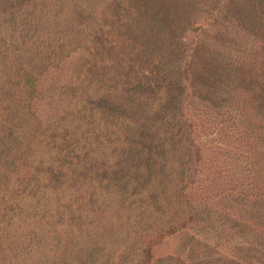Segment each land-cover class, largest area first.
<instances>
[{"label":"rangeland","instance_id":"obj_1","mask_svg":"<svg viewBox=\"0 0 264 264\" xmlns=\"http://www.w3.org/2000/svg\"><path fill=\"white\" fill-rule=\"evenodd\" d=\"M237 1L259 8L260 19L245 15L233 30L243 32L246 23L253 25L255 30L246 31L241 39L264 46V0H211L209 4L219 2L235 14L240 12ZM205 5V0L192 5L190 0H171L169 7L166 0H0V173L7 169L0 174V264L121 261L113 253L123 246L114 227L108 232L109 225L102 224H81L76 229L66 222L57 226L63 206L64 221L72 222L78 215L68 214L70 198L57 189L59 182L68 183L62 180L64 172L57 176L58 183L33 173L48 165L61 169L64 162L75 168L72 165L82 153L85 158L80 161L88 160V165L96 156L98 162L108 158L109 98H102L109 95V82L110 86L118 83L123 101L131 108L127 113L113 111L121 118L116 116V123L144 117L152 110L145 126L155 124L154 147L140 155L141 160L152 153L159 157L155 163H145L144 182L156 169L171 166V173L175 168L162 184L168 188L167 209L152 213L151 225L143 219L142 233L166 221L175 227L144 243L151 264H264V102L260 95L238 96V78L249 89L255 83L246 75L237 77V70L228 65L234 61L233 52L193 55L196 44L201 48L214 44L217 49L212 30L221 29L215 25L207 31L210 20L203 13ZM159 7L169 12L172 8L177 28H168L165 11L166 18H156ZM186 54L193 56L191 73L206 68L202 73L206 83L210 74L216 76L207 83L209 92L192 94L179 109V98L188 93L179 86L183 84L180 63ZM246 58L256 65L257 59ZM226 65L227 70L222 69ZM112 69L118 70V79L110 75ZM140 81L143 86L152 81L160 87V103L165 106L155 100L161 96L157 88L145 99L135 97ZM164 125L172 137L162 130ZM188 171L187 207L185 215L178 216L180 209L177 212L169 191L179 197L176 187L185 182ZM86 172L94 177L88 178L89 187L97 186L96 195L104 197L94 206L109 207L113 191L119 188L105 186L106 174ZM86 192H80L81 197L72 195L82 210ZM53 201L61 207L52 209ZM50 205L47 218L54 227L36 224L43 218L36 216L37 211ZM131 205L124 204L125 214ZM85 215L86 210L79 214L81 223Z\"/></svg>","mask_w":264,"mask_h":264},{"label":"trees","instance_id":"obj_2","mask_svg":"<svg viewBox=\"0 0 264 264\" xmlns=\"http://www.w3.org/2000/svg\"><path fill=\"white\" fill-rule=\"evenodd\" d=\"M170 1L171 0H166V4L169 7L170 6ZM196 0H190V4L192 5ZM206 4L205 9L203 13H206L208 15V19L210 20L209 23L207 24V31L211 29L212 26L217 25L216 27H220L221 30H212L214 33V40L217 41V49L213 48L214 44H203L204 48H201L199 45L196 44L195 48L193 47V55H197V53H204L205 55L209 56L212 53L215 52H224V50L231 51L233 52V59L234 61L231 62L228 65H231V67L234 70H237L238 74L236 73L237 77L239 75H246L248 79H251L254 81V85L249 87H245V85L241 84V80L238 78L237 79V87L238 90H241L238 93L239 95H260V100L264 102V46H260L259 44L255 43L252 41V39L246 38L241 39L246 31H254V26L247 24V29L243 30V32L238 31V30H233L234 26L238 24L241 20L242 17L245 15H256L258 19H260V12L259 8L255 7L256 9H253L250 7L247 2H242V1H237L240 12L232 14L229 12L228 7L225 6L222 7L219 2L214 5V4H209L211 0H205ZM175 2V1H173ZM172 2V3H173ZM236 1L234 2V4ZM178 4V3H176ZM233 4V5H234ZM212 5V6H211ZM208 9V11H207ZM148 11V10H146ZM164 11L165 14H167L168 18L164 16ZM164 10L163 8L159 7L158 8V15H156V18L165 17L166 19H169V25L168 28L174 29L177 28V24L173 22L175 20V17L172 15V8L170 7V12ZM221 13L222 17L220 18L218 16V13ZM233 12V11H232ZM171 13V14H170ZM228 15V18H226L225 15ZM242 15V16H241ZM211 16V18H210ZM180 16H178L179 18ZM214 19L213 21L211 19ZM171 19V20H170ZM263 19V18H261ZM250 20V18H249ZM223 22V23H221ZM189 30V28H188ZM206 37V34L204 35ZM246 36V35H245ZM264 36V35H263ZM252 57L253 59H257L256 65H250L246 57ZM193 56L191 55H184V60L180 63L182 64L181 67V76L183 84H179V86L182 88V91H188L187 95L185 94L183 97L179 98V109L182 106V102H184L185 98H193L192 94H196V96L199 95L202 96V94H206L209 92V85L207 84L208 81H210L214 76H216V73H212L209 75L210 79H207V83L204 82V76L203 72L206 70L204 69L203 72L196 74L197 71L191 73L192 67H190L192 63ZM191 61V62H190ZM223 66L222 69L227 70V66ZM92 68V67H90ZM93 69V68H92ZM118 70L112 69L111 76L115 79H118L119 76H117ZM206 75V74H205ZM110 81V80H109ZM215 82V79L213 80V83ZM113 83V86H110L109 82V95L102 98V99H108L109 98V153H108V158L106 160L100 159L98 162V158L92 160L93 165H88L90 164V161H80V159L85 158L84 153L80 157H78V160H75L72 166L75 168H71L70 163H63L61 170L58 168V170H54L49 165L43 169H40V172H34V174L40 175L42 174L43 178H46V180H56L58 183L59 176L61 178V172L63 173L62 180L63 181H68V183L65 182H59L57 184V189L61 190L64 194H67L70 198V206L67 207L68 209V214H74L77 213L78 215L76 217H72V222L71 221H64V216L62 212L65 207L63 206L60 211H59V216L58 217V227H64L63 223L70 224L76 229V227H79L81 224H83L84 227L88 226H93V225H109V230L110 231L111 227H114L117 230V234L115 237H118L120 241L123 243V246H119L117 248H114L113 253L117 254L119 259H123L125 257L124 262H121L120 260L117 262V264H151V257L148 255V253L144 252L145 248L143 247L144 243L149 242L152 238L164 235V233H171L174 231L175 227L172 226L170 221L164 222L165 224L160 225L156 229H151L148 232H141V229H145L146 225H151L149 222L148 218L151 220L152 213L159 212V214H162L164 210L167 209L168 202L167 200L169 194L168 192L165 193L168 188L166 186H162V184L167 183V177L168 174H174L175 173V168L172 169L171 173H169L168 168L171 166L156 169L150 179L149 182L145 183L143 180V176L141 175L142 171H146L145 168H147L148 161L155 163V159L159 157V155L156 154H151V155H146L150 158L146 159L144 157V160H141L142 154H146L145 150L153 148L155 139L154 138V132H155V124H153L150 128L148 126H145V123L147 122V119L149 117V114L151 113L152 110L148 111L146 114H143L144 117H140L138 119L132 120V119H126V123L122 124V122L117 123L115 122V117L118 115L113 114V111L117 110L120 113H127V110H129L130 106L126 104V101H123L122 97H124L121 93L124 91L121 89L117 88L118 83L111 82ZM206 83V84H205ZM137 87V91L139 94L135 97L140 98V97H145L147 94L149 95V92L151 90L157 91L155 88L158 89V92L161 93L159 97H157L155 100L158 101V104H162L165 106V103H160L162 100V90L159 89L160 87L154 85L151 82L145 83L144 86L142 82L140 81ZM190 85V86H189ZM214 85V84H213ZM143 92L141 91L142 88ZM254 90V91H253ZM245 93V94H244ZM151 96V95H150ZM153 97V95H152ZM153 99V98H152ZM111 100V101H110ZM152 102V101H151ZM150 102V103H151ZM145 103V101L143 102ZM148 104V103H145ZM145 104H142L144 107ZM260 104H262L260 102ZM161 105V107H162ZM264 105V104H263ZM159 107L161 110H167L164 108ZM145 108V107H144ZM131 110V108H130ZM172 110V109H171ZM170 111V110H169ZM174 111H172V115L174 114ZM117 120L121 121V118H117ZM141 120V121H140ZM117 124V126H116ZM122 124V125H121ZM167 124V123H166ZM115 125V126H114ZM163 126L162 130L165 131ZM168 130V129H167ZM171 137L173 135L172 132H167ZM45 131V130H44ZM162 133V134H165ZM49 138V137H48ZM162 140V139H161ZM145 151V152H143ZM94 152V151H93ZM95 155H97V150L94 152ZM89 155V152L87 153ZM80 161V163L78 162ZM109 161V162H108ZM87 169H90L94 175H97V172L99 171L101 174L105 175V177L102 178V182H104L107 188L111 189L112 187L116 188L118 187V191L115 192L113 191V202L109 204V207H103V206H94V202H97V199L103 200V196H97L94 189H97V186L91 185L89 187V182L90 180L88 179L91 177L94 179V177L90 174H88ZM7 170V169H6ZM6 170L3 171L2 175L6 174ZM34 170V169H33ZM21 172V171H19ZM158 175V177H157ZM194 176V175H193ZM102 177V176H101ZM189 178V171L187 175V179L185 182L180 186L179 189L176 187V192L179 197L174 198V196H171L170 193V198L173 200V203L175 202V207L177 209L176 213L178 216L181 214L182 216L185 215L182 214L183 210H186L187 207V200H186V191L187 187L190 185L191 180L188 181ZM193 178V177H192ZM42 180V179H41ZM193 182V181H192ZM125 190L123 189L124 186ZM149 185L148 189H145ZM61 187L59 189L58 187ZM177 186V184H176ZM86 187V188H83ZM171 189H173L172 186H169ZM65 188V189H64ZM82 190V191H81ZM84 190H87L89 192H86L82 196V202H83V210L82 208L78 207V200L79 199H72V195H78V197H81V193ZM71 195V196H70ZM107 197V196H106ZM68 197H64L66 199ZM62 199V198H59ZM72 199V200H71ZM51 201L53 199H50ZM132 203V207L126 209L127 214L124 213L123 211V206L128 205V203ZM183 202V203H182ZM55 207L53 208L57 209L61 207V205L53 201ZM135 205V206H134ZM181 206V208L178 207ZM169 206L170 203H169ZM107 208V209H106ZM51 205L45 207L44 209L37 211L36 216H41L42 219L38 220V222L35 220L36 224H45L46 222L50 224L49 218H47V211H48V216L50 215L51 211ZM86 210V215L83 218L84 222L81 223L79 221V214H81V211ZM56 211V210H55ZM149 214L148 217L144 216L145 213ZM115 213H118L115 214ZM98 217V218H97ZM146 217V218H145ZM143 219L146 220V225L143 226L144 221ZM109 220V224H108ZM153 222V219L151 220ZM66 222V223H65ZM171 224V225H170ZM52 227H54L52 224H50ZM107 226H104L106 228ZM150 228V226H149ZM159 229V231H157ZM122 231L124 236L120 234L119 231ZM161 231V232H160ZM107 232V234H108ZM147 237V238H146ZM147 239V240H146ZM112 240H116L112 238ZM140 243V244H139ZM129 244L131 247H129ZM112 246V245H111ZM146 251V250H145ZM123 255V256H122ZM150 260V261H149Z\"/></svg>","mask_w":264,"mask_h":264}]
</instances>
